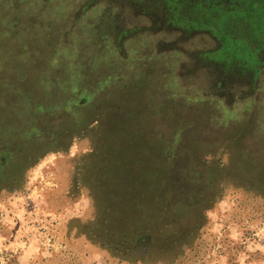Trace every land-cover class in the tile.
Here are the masks:
<instances>
[{"label": "rangeland", "instance_id": "obj_1", "mask_svg": "<svg viewBox=\"0 0 264 264\" xmlns=\"http://www.w3.org/2000/svg\"><path fill=\"white\" fill-rule=\"evenodd\" d=\"M229 1L264 31V0ZM202 5L0 0V264H264V49ZM219 41L257 52L243 76L229 54L212 64ZM112 147L138 175L179 165L174 191L189 168L211 179L178 257L123 263L90 239Z\"/></svg>", "mask_w": 264, "mask_h": 264}, {"label": "trees", "instance_id": "obj_2", "mask_svg": "<svg viewBox=\"0 0 264 264\" xmlns=\"http://www.w3.org/2000/svg\"><path fill=\"white\" fill-rule=\"evenodd\" d=\"M104 154L120 158L114 147ZM151 165H142L138 175L134 162H105L101 167L104 175L94 179L97 188L105 193L107 208L100 215L102 227L87 234L92 241H102L111 256L123 263L178 257L202 226L201 211L208 199L201 190L207 183L212 184L211 179L203 183L202 170L189 168V178L183 181L187 190L178 192L172 189L168 174L179 165H171L169 170L165 163L160 164L163 173L154 176ZM174 187L177 189L176 184Z\"/></svg>", "mask_w": 264, "mask_h": 264}, {"label": "flooded vegetation", "instance_id": "obj_3", "mask_svg": "<svg viewBox=\"0 0 264 264\" xmlns=\"http://www.w3.org/2000/svg\"><path fill=\"white\" fill-rule=\"evenodd\" d=\"M227 1L228 0H220L218 6H214L213 0H202V8L206 7V13L209 16H214L216 18V21H219L222 25L232 27L235 26L240 30H244L245 33L249 34V40L257 44V52L258 50L263 51L264 43H262V40H260V38L263 36L262 33L264 31L258 25V15L254 14V12L256 13L255 9L251 8V4H249V11L248 8H245L242 12H237L233 10L236 6V3L234 1ZM228 7L230 9L226 10V8ZM211 10L215 14H211ZM220 43L221 42L219 41L220 47L218 48V50L220 51L218 52L217 57L215 56V58H213L212 64L215 67H219L220 69H222V63L224 62V58H226V56L229 54L230 59L240 61L239 65L241 66L242 70L237 71V75L243 76L242 71L250 69V66L253 64V60L257 57V52L255 53L248 50V47L246 45H243L242 43L234 44L232 46H229L227 43ZM263 65L264 64H262V66ZM256 67H258V65ZM240 97L243 96L240 95Z\"/></svg>", "mask_w": 264, "mask_h": 264}]
</instances>
